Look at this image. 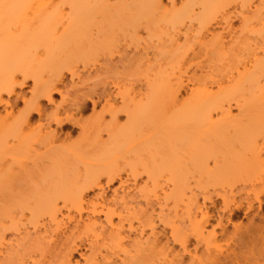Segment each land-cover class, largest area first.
<instances>
[{
	"label": "bare ground",
	"instance_id": "obj_1",
	"mask_svg": "<svg viewBox=\"0 0 264 264\" xmlns=\"http://www.w3.org/2000/svg\"><path fill=\"white\" fill-rule=\"evenodd\" d=\"M163 4L0 0V105L9 106L4 97H16L17 87L32 81L23 109L0 115V264H27L32 255L40 257L39 264H71L74 244L82 239L91 255L84 264H183L185 255L196 264H241L247 257L235 248L253 246L257 237L264 240L262 227L232 222L241 210L247 215L264 199V0H186L179 6L170 0L169 8ZM233 15L240 20L239 29L232 26ZM141 26L158 56L150 66L137 61L136 71L152 73L145 94L133 87L118 88L122 107L107 110L109 123L76 119L85 109L77 99L67 107L64 100L53 102L55 83L64 73L82 83L78 65L86 70L100 58L112 57L118 36L135 44ZM110 95L105 100L108 109L115 102ZM43 100L52 107L48 113L40 106ZM119 113L126 116L122 126ZM34 115L36 126L31 123ZM67 124L79 129L78 142L66 144L68 137L58 134ZM161 124L167 127L166 143L157 139L142 146L149 152L150 169L140 155L145 137L139 138V132ZM51 125L57 130H50ZM102 131L109 142L100 138ZM120 163L133 179L141 172L147 175L146 182L136 186L139 196L147 207H159L160 222L170 228L180 253L157 243L153 212L131 207L127 193L116 192L110 203L104 199L101 178L113 182ZM237 186L242 189L234 193ZM89 191L98 195L87 199ZM239 192L245 193L246 205L235 200ZM214 199L221 200L223 215L217 212L216 225L207 230L213 215L206 204L214 209ZM169 202L173 204L167 206ZM133 223L141 229V238L130 242ZM228 224L234 231L224 253L216 239L226 236ZM148 228L152 238L144 241L141 234ZM192 239L194 250L204 246L203 259L192 255ZM247 252L257 264L264 261V250Z\"/></svg>",
	"mask_w": 264,
	"mask_h": 264
},
{
	"label": "rangeland",
	"instance_id": "obj_2",
	"mask_svg": "<svg viewBox=\"0 0 264 264\" xmlns=\"http://www.w3.org/2000/svg\"><path fill=\"white\" fill-rule=\"evenodd\" d=\"M185 1L186 0H180V1L179 0H174L175 4L177 6H179V4H181V3H184ZM163 3H164L163 5H165L167 8H169L170 0H163ZM232 17L233 18H232V22L231 23H232L233 28L239 29L240 28V20H239V18L236 17V15H233ZM137 31H138V33L136 35L137 36L136 38H138V42L136 40L135 44L130 42V40H129V38L127 36H118L119 37L118 38V40H119L118 41V47L113 51L114 53H112L113 54V56L111 55L112 57H110L108 55L110 57V60L108 59L109 57H107V60H109V61L105 60L106 57L104 59L102 57V58H100L101 60L99 59L100 61H98V63L96 64V66H95L96 68L91 65V66H88L86 70H83L81 68V66L78 65V67H76V68L79 71V76L81 77V80L83 81L82 83L77 81L76 78H74V79L71 78V76H69L68 73H64L63 74V78L60 81V83L59 82L55 83V87H56V90H57L58 94L57 93L52 94L53 102L55 104H61L62 100H64L65 102L63 103V106L65 105L67 107V106H70L71 103L76 102V99H77V101L80 102V104L81 103L83 105L85 104L83 106V108H85V109H84V112H82L81 114H77L75 116L76 119L77 118L78 119L81 118V120H83V121H86V122L87 121H89V122L92 121V123L96 122L97 120L99 122L100 119H103V121H105V123H109L110 122V114H108V113L110 111V108L112 107L113 109L114 108L115 109H119V108L122 107L121 100H120V98H119V96L117 94V93H119L118 92L119 89L123 90L124 88L126 89V88L133 87V90L135 91V93L139 92V93H144L145 94V91L143 92V90L146 89V81H147V79H149V77L150 78L152 77L151 76L152 73L150 74V71L148 72V70H146L147 73H146V71L143 72L142 70H144L145 68L142 69L141 70L142 72L140 71V73H139L138 71L135 70V67L137 66L138 62H140V64H143V65L147 64L146 66L153 65L154 62H155V59H157L158 56L156 55L155 49L151 48L150 41L148 40L146 32L143 30L142 26ZM147 45L150 46V47H147ZM145 46H146V48H145ZM143 53H146V54L143 55ZM122 56H125V58L128 57V58H126V61H125V58L122 57ZM120 57L122 59L124 58L123 59L124 62L123 61L121 62V61L118 60ZM132 58H133V60H132ZM127 59H131L130 62H127L128 61ZM199 61L200 60H198V62ZM200 62L202 63L204 61L201 60ZM105 63H107L108 65L106 64V66H105ZM202 64H203L202 66H207L208 65V63H206V62H204ZM209 65H212V64H209ZM100 67L103 70L99 69V70H97L98 72H96L95 69L100 68ZM212 67H214V66L212 65L211 68ZM207 68L204 69L206 71V73L208 72V69L209 70L211 69V68H208V69ZM217 68H218V66H216V69ZM214 70H215V68H214ZM211 71L212 70H210V72ZM212 72H214V71H212ZM185 85H186V82H185ZM188 86L189 85H187V87L184 88L186 93L189 92ZM31 87H32V81L31 80H27L26 82H24V85H22V87H17V89H16V93H17L16 97H15V95L13 97H11V98L4 97V99L6 101L8 99L7 102H8L10 107L9 106L5 107L4 105H0V115H3L5 113V111H11L12 110V111L16 112V111L22 110L23 109V102L27 101L29 99V97H30ZM184 90H182V93H181V96H180V98H182V99H184L186 97V94H185ZM107 95H110L109 99L114 97V101H115V102H113V101L110 102L111 106L109 104V109H108V106H106L108 104L105 103V100L107 101V98H106ZM63 98H65V99H63ZM78 102H76V103H78ZM93 103H95V106H93ZM80 104H79V106H80ZM40 106L43 107L42 109L46 113L50 112L51 108H52L44 100L40 102ZM235 109L233 108V110H232V114H234V115L237 114V110H235ZM107 110H109V111H107ZM117 119H118L117 122L120 123L121 126L126 123V116L123 113H119V115L117 116ZM31 123H32L33 126H36L37 123H39L38 122V118H37L36 115L32 116ZM159 126L162 127V124L159 125ZM157 127H158V125L154 129L157 130ZM160 127H158L157 131L154 130L153 128H151V127H146V129L145 128H143V129H145L146 132L148 131L147 133L143 129H142L143 131L141 130L139 132L140 133L139 138H141V136L144 135V137L147 139L146 140L145 138H142V140L143 139L144 140L140 141L141 139L138 138V141L142 142L141 143L142 145L140 146L141 158H143V156L145 157L142 160L144 161V163L147 164L145 166H148L147 168L150 167V169H151L152 166H149V165H152V163H151L152 161L149 159V154H148L149 152L146 150V148H145L146 146L145 145L150 146V145H148L150 143V141H151L150 144H153L152 142H156L158 140H159L158 142H160L162 144L166 143V140H167L166 135H167L168 131H167V133L165 131H166L167 127L165 128L164 125H163L162 128H160ZM55 129H56V126L55 125H51L50 130H55ZM151 129H153V131L155 133H157V134L152 132ZM149 131H151L152 134H150ZM57 132H58V134L60 136H62V138L63 137L65 138V136L68 137L65 140V142L67 141L66 144H73V143H76V142L79 141V129L75 128L74 126H72V124L64 125L62 127V129L61 130H57ZM102 132L103 133L100 134V136H101L100 138L103 141H106V142L108 141L109 142V140L107 139L108 137L106 136L107 135L106 131L105 132L102 131ZM163 132H165L166 134L163 133ZM151 138H154V139H151ZM145 141H147L146 144H145ZM142 146H145V147H142ZM143 149H145L144 153H142ZM144 159H146V160H144ZM122 164L123 163H120L121 166L119 165V167L121 168V170L118 167V169L120 171L119 170L117 171L118 176L116 177V179L113 182L107 184L106 183L107 179L106 178H101V186L103 188V192L105 191L104 193H102L103 194L102 196L104 197V199L106 198V200L110 203L116 198L115 195H117V196H123V195L126 196V193H127L128 199L127 198L126 199L131 201L130 202L131 207H135L137 210H138V207H140V209H142V211L146 210V211H144L146 213L149 212V211L153 212L152 214H150V212L147 213V214H150L152 216V220L154 221L153 222L154 225L152 226L153 228L152 227L151 228L153 229V232L155 234L154 237L156 238V241L159 239L157 241V243L159 242L161 244V242H162L161 246L162 245L166 246V244H167L168 248H170L173 251L174 254L175 253L176 254L180 253V247L175 242H173L172 239H171L170 228L167 227V225L165 226L163 223L160 222L161 218H160L159 207L156 206V204H154V203H153V205H149L147 207L145 202L143 201V199L139 196V192H138L137 188L142 186L146 182L147 175L143 174L141 172L140 176H138L136 179H133L131 174H130V171H129L130 169L126 168L127 166H125L124 164L122 165ZM164 175L166 176V174H164ZM120 180H121V182H120ZM160 183H161V186L164 187V189L166 191H168V188H167L168 185H166L167 183H165L163 180ZM192 185H194V183ZM136 186H137V188H136ZM259 186L260 185L257 184L254 187L258 188ZM246 188H247V190L249 189V187H246ZM241 189H242V186H240V187L237 186V188L234 190V193L238 192V191H241ZM207 190H208V193H212L213 192L210 187H208ZM194 192L196 194H200L199 190H194ZM87 194H88L87 197H86L87 199L94 198V196L98 195L97 191H89ZM245 197H246V195H245L244 192H239V193L236 194V196L234 198H235L236 201L241 200L242 204L246 205V203L244 202V198ZM198 201L200 203L202 202V199H201L200 195L198 196ZM214 202H215L214 209H213L212 206H210L209 203L206 204L208 209H209L210 215L211 214L213 215V218L210 220L211 227H210V225H208L206 227L207 230H211L212 226L216 225L217 212H218L219 215H223L220 212V209H221V206H222L221 205V200L220 199H214ZM137 203H138V205L136 206ZM170 203L171 202H169L167 206L173 204V203H171V204ZM132 204L135 205V206H133ZM149 207H150V209H149ZM170 207H172V206H170ZM224 217H225V215H224ZM115 220H117V219L114 218V222L116 223L117 221H115ZM232 222L234 224H241L243 227L250 226V222H253V224L262 227L263 232H262V235L261 234L260 235H261V238H262V236L264 237V199H263V202H262V204H261V206L259 208L257 207V204L255 203L253 210L249 211L247 213V215L244 214V210H241L240 213H238V217L234 218L232 220ZM135 223H133V229H132L133 231H131L130 233L128 232L129 234L127 233L129 235V239L128 240L130 242L132 241V239H133V242H134L136 237H137L136 238L137 240L141 238V236H140V238H138L139 235H140V230L141 229L138 228L137 227L138 225L136 226ZM223 223H226V222L223 221ZM151 228H148V229H145V230L143 229L144 234L143 233L141 234L142 238L144 237L143 240L146 239V238H152V236L149 235V233L151 234V232H150ZM125 229H127V228H125ZM226 230H227L226 231L227 232L226 236H222L221 237V235H220L216 239V242L219 241L216 244L220 243V245H221L220 247L223 248V249H226L224 251V253L229 252V249H228V247L226 245L231 243L232 240L229 239V238L233 236L234 229H233V227L230 224H228L227 227H226ZM215 232L216 233H220V230L218 228H216ZM7 238H10V236L8 235ZM257 238H258V241L255 242V245H253V246L248 244L247 248H242V249L235 248V251L237 253H240V254L242 253L244 255V257H247V259L245 261H241V264H251V263L257 264L256 262H254L253 259H251V257H248L249 256V254H248L249 252H247L250 249H252L253 253H256L259 250H264L263 249L264 248V240L259 239V237H257ZM236 239L237 238L235 237L234 240H236ZM74 245H77V247L74 246V248H76V250L73 248L74 250H73V252H71L72 255L69 256L71 264H84L83 261H85V259H89L91 257L90 250L88 248V242L85 241V239H82L80 242L76 240ZM195 246H196V243L192 239L191 243L189 245V249H190L192 255L196 254L199 258L203 259L204 258V253H205L204 252V246L200 245V246L197 247L196 250H194ZM232 248H234V247H232ZM89 255H90V257H89ZM181 255H182V252H181ZM135 259H137V258H135ZM183 259H184L183 260V262H184L183 264H196V263L192 262L191 258L188 255H185ZM112 260L115 261L114 258H112ZM33 261L34 262L37 261L36 263L39 264V262H41V259H40V257L38 255H32L31 256V261L27 259V264H31V262H33ZM257 261L259 262V264L260 263L261 264L264 263V261L262 259H259ZM110 262H111V260H110ZM117 263H119V262H117ZM141 263L145 264L142 261H141ZM141 263L136 262V261L133 262V264H141ZM130 264H131V262H130Z\"/></svg>",
	"mask_w": 264,
	"mask_h": 264
}]
</instances>
